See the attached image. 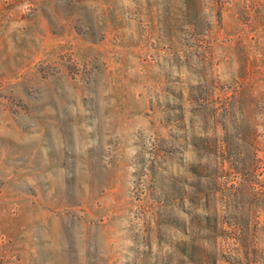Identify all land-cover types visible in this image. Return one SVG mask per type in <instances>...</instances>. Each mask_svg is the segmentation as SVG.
<instances>
[{
	"label": "rangeland",
	"instance_id": "1",
	"mask_svg": "<svg viewBox=\"0 0 264 264\" xmlns=\"http://www.w3.org/2000/svg\"><path fill=\"white\" fill-rule=\"evenodd\" d=\"M0 264H264V0H0Z\"/></svg>",
	"mask_w": 264,
	"mask_h": 264
}]
</instances>
